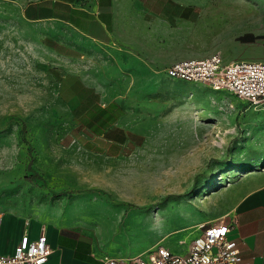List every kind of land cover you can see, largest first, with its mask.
Segmentation results:
<instances>
[{"label": "rangeland", "instance_id": "obj_1", "mask_svg": "<svg viewBox=\"0 0 264 264\" xmlns=\"http://www.w3.org/2000/svg\"><path fill=\"white\" fill-rule=\"evenodd\" d=\"M17 1L0 0V210L83 197L93 204L105 200L134 206L147 196L142 208L64 211L90 224L100 242L123 255L136 256L157 245L184 254L198 233V226L188 229L197 212L160 205L181 196L208 202L209 193L238 181L245 169L263 168L264 111L225 90L167 78L163 70L150 80L115 86L127 94L124 119L144 143L129 161L103 172L79 154V142L92 138L57 95L63 61L33 42ZM220 1L200 6L199 15L182 24L177 40L194 51L179 60L219 54L225 61H264V7L239 14L225 11ZM29 161L41 179H29ZM211 176L216 185L200 199ZM222 176L225 186H219ZM98 182L109 186L97 188ZM217 211H208V218Z\"/></svg>", "mask_w": 264, "mask_h": 264}, {"label": "crops", "instance_id": "obj_2", "mask_svg": "<svg viewBox=\"0 0 264 264\" xmlns=\"http://www.w3.org/2000/svg\"><path fill=\"white\" fill-rule=\"evenodd\" d=\"M17 2L22 20L32 29L33 42L64 63L57 95L63 108L92 138L79 142V154L94 160L107 173L112 166L129 161L144 143L124 119L127 94L118 92L115 86L150 80L176 60L189 57L187 53L194 50L184 48L183 41L177 40L183 36L178 30L185 21L199 15L200 6L214 4L212 0ZM218 4H223L225 11L239 14L249 10L258 13L259 4L264 7L263 0H222ZM263 11L261 8L260 14ZM176 49L180 55H175ZM252 170L255 171L248 173ZM244 171L240 173L242 178L227 188L209 193L208 202H190L181 196L168 199L159 208H194L197 218L189 230L234 220L228 237L237 243V264H264V167ZM94 185L109 186L103 182ZM148 200L144 196L132 206L105 200L93 204L94 200L87 197L61 198L4 208L0 210V254H10L24 236L28 240L44 236L51 249L44 264H102L105 256L131 259L134 256L106 247L90 224L66 213L64 208L123 210L142 208ZM213 209L218 210L216 215L208 218L207 212Z\"/></svg>", "mask_w": 264, "mask_h": 264}, {"label": "built area", "instance_id": "obj_3", "mask_svg": "<svg viewBox=\"0 0 264 264\" xmlns=\"http://www.w3.org/2000/svg\"><path fill=\"white\" fill-rule=\"evenodd\" d=\"M170 79L198 83L214 90H225L253 108L264 111V61H225L219 54L178 60L162 71ZM234 220L203 224L190 240L185 254H176L157 245L131 259L103 257L102 264H237L240 260L236 241L228 237ZM183 244V241L180 242ZM51 254L45 237L28 240L26 236L13 251L0 254V264H44Z\"/></svg>", "mask_w": 264, "mask_h": 264}, {"label": "bare ground", "instance_id": "obj_4", "mask_svg": "<svg viewBox=\"0 0 264 264\" xmlns=\"http://www.w3.org/2000/svg\"><path fill=\"white\" fill-rule=\"evenodd\" d=\"M232 173H235V169H233L232 171H231ZM230 172V173H231ZM225 184V177H221V182L219 183V186H221V185H224ZM216 185V182H215V177L214 176H211L209 179H208V184H207V186L205 187V189L202 191V194H201V196H205V195H207L208 194V192L210 191V190H213V187ZM200 196V195H199Z\"/></svg>", "mask_w": 264, "mask_h": 264}, {"label": "trees", "instance_id": "obj_5", "mask_svg": "<svg viewBox=\"0 0 264 264\" xmlns=\"http://www.w3.org/2000/svg\"><path fill=\"white\" fill-rule=\"evenodd\" d=\"M247 36H245L244 38H246ZM27 168L31 171V177L29 178L30 180H34V179H41L40 178V176H39V174L35 171V170H33L32 168H31V162L29 161L28 162V164H27ZM76 192H79V191H76Z\"/></svg>", "mask_w": 264, "mask_h": 264}]
</instances>
